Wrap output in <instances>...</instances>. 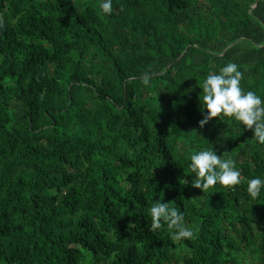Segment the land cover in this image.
<instances>
[{
	"label": "trees",
	"instance_id": "obj_1",
	"mask_svg": "<svg viewBox=\"0 0 264 264\" xmlns=\"http://www.w3.org/2000/svg\"><path fill=\"white\" fill-rule=\"evenodd\" d=\"M229 62L264 96V0H0V264H264V192L247 193L264 146L228 118L199 127V87ZM211 145L233 189L192 187ZM160 200L191 239L150 231Z\"/></svg>",
	"mask_w": 264,
	"mask_h": 264
},
{
	"label": "clouds",
	"instance_id": "obj_2",
	"mask_svg": "<svg viewBox=\"0 0 264 264\" xmlns=\"http://www.w3.org/2000/svg\"><path fill=\"white\" fill-rule=\"evenodd\" d=\"M99 7L102 14L110 15L113 0H99ZM242 78L243 73L234 62L224 65L218 73L209 72L199 87L202 89V100L200 95L199 101L203 113L199 127L203 128L217 117L220 121L228 118L237 130H241V126L252 130V139L264 146V96L252 90L245 91L241 86ZM143 82L148 84L149 78L145 76ZM189 160L188 168L194 174L191 184L196 189L205 192L216 185L233 189L241 183V171L236 167V161L218 156L212 145L190 152ZM262 192L264 179L256 176L247 181V193L252 199L259 197ZM150 215V231L166 226L175 241L193 237V231L185 221V214L179 208L170 206V202H154Z\"/></svg>",
	"mask_w": 264,
	"mask_h": 264
}]
</instances>
